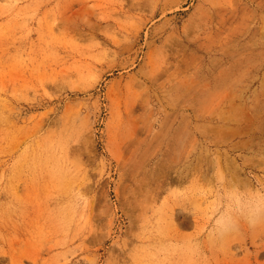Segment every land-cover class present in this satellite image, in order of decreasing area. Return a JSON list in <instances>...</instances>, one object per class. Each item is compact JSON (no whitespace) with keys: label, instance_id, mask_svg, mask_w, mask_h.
<instances>
[{"label":"rangeland","instance_id":"obj_1","mask_svg":"<svg viewBox=\"0 0 264 264\" xmlns=\"http://www.w3.org/2000/svg\"><path fill=\"white\" fill-rule=\"evenodd\" d=\"M261 198L264 0H0V264H264Z\"/></svg>","mask_w":264,"mask_h":264},{"label":"clouds","instance_id":"obj_2","mask_svg":"<svg viewBox=\"0 0 264 264\" xmlns=\"http://www.w3.org/2000/svg\"><path fill=\"white\" fill-rule=\"evenodd\" d=\"M237 215L246 220L250 227H254L264 219V198L254 201L250 207H242L237 210ZM236 221L229 218L226 221L216 223L217 231L223 235L235 229Z\"/></svg>","mask_w":264,"mask_h":264}]
</instances>
